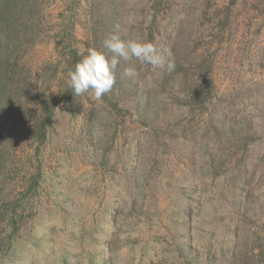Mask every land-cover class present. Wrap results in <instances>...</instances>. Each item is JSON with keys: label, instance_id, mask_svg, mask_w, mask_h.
Instances as JSON below:
<instances>
[{"label": "rangeland", "instance_id": "obj_1", "mask_svg": "<svg viewBox=\"0 0 264 264\" xmlns=\"http://www.w3.org/2000/svg\"><path fill=\"white\" fill-rule=\"evenodd\" d=\"M158 3L43 0L41 28L20 60L34 84L25 99L29 112L57 95L54 76L62 75L63 65L56 66V41L84 56L89 48L106 51L104 39L117 30L121 39L149 42L151 28L155 35L161 31L154 45L165 62L164 49L178 45L182 70H194V86L211 84L214 109L181 108L179 101L171 113L167 88L157 90L151 118L140 120L132 106L136 92L157 67L133 58L128 64L139 75L132 80L123 76L122 61L108 100L85 93L78 99L80 114L57 111L36 158L38 196L24 212L12 249L0 253V264H226L234 239L237 255L255 246H246L249 237L264 239V0ZM11 147V181L0 187V205L11 191L18 198L32 154L27 142ZM240 180L251 181L247 201L235 193ZM117 210L122 226L109 254ZM189 244L198 250L194 257Z\"/></svg>", "mask_w": 264, "mask_h": 264}, {"label": "trees", "instance_id": "obj_2", "mask_svg": "<svg viewBox=\"0 0 264 264\" xmlns=\"http://www.w3.org/2000/svg\"><path fill=\"white\" fill-rule=\"evenodd\" d=\"M154 1L155 5L160 4L158 0ZM41 2L43 0H0V187L6 186L11 181L8 178L9 182H6L7 173L11 169L6 158L9 157L7 155L13 150L11 147L12 143L15 141L18 142L19 140L27 142L29 148L32 150V154L27 157L29 165H27V169L24 168V184L23 189L17 193L18 198L10 197L13 194V191H11L7 194L9 198L7 199L6 197V200L2 201L0 205V218L3 223V227L0 229V253L4 250L12 249L13 238L16 237L19 231V224L25 218L24 212L27 211V206L31 205L35 197L38 196V190L42 180V171L40 162L36 158L48 141L49 131L52 128L53 119L56 117L57 111L62 109L69 113L75 112L76 114H80L82 110L81 102L78 100L80 96H74L72 89L68 86L67 74L74 68L75 64L79 62L83 55H80L76 49L61 40L55 43V49L59 53V61L56 66L63 65L62 75L60 77L54 76L57 95L51 99L47 98V96L44 97L38 105L36 113L29 112L27 103H25V99L33 93L34 84H32L31 74L26 72L20 65V60L25 51L26 44L34 39L36 31H39L41 28ZM153 8H155V15H157L156 6ZM156 23L157 17L152 21L153 26H158ZM160 32L158 31L155 35L151 28L148 41L156 45V42L162 38ZM171 52L173 54L172 60L175 63L174 70L168 72L166 67L164 70L163 68L157 67L155 70L150 71L143 78V83H140L141 87L136 92L137 99L132 106L136 115L144 122L148 121L152 116L157 90H165L167 88L172 90V94L168 97L170 99V106L173 109L171 113L177 109L179 101H181V108L182 106H196L207 112L210 106L213 109L215 107L210 91L211 84L204 83L201 87H195L194 83H192L194 70H182L183 67L178 61V58L182 54L181 49L178 45L172 46ZM102 98L108 100L105 94ZM107 102L112 108L114 107L115 109L116 107L123 114L129 112L127 109H119L117 103L111 104L109 101ZM117 109L115 110L117 111ZM210 125H212V121H210ZM207 127H209V121L207 122ZM204 134L207 136L208 130H205ZM182 136L186 137L187 131H184ZM141 146L142 143L138 144V148ZM212 149L216 151L221 148L217 144ZM11 163L13 167L14 163ZM250 186L251 181L245 182L243 180H240L238 185L235 186V193L237 191L240 192L242 201H247L251 195ZM136 203L137 201L135 200L133 204ZM188 208L185 226L188 236L191 239L193 231L192 206L190 208L188 205ZM120 216V210H117L113 215V222L116 229L108 242L109 254H112L114 251L113 244L122 226L119 223ZM8 228L11 229V233H8L5 239H3V233ZM258 235L259 237H255ZM249 242L255 243V246L250 249L247 248L245 252L237 255L239 244L238 240L236 241L234 239L226 264H239V261H237L238 256L242 258V264H264L263 235L256 233L254 236L249 237L246 243L247 247L249 246ZM188 246L191 252V254H188L194 257L198 253L197 248L193 249L194 246L191 244ZM108 258V260H111L110 256ZM188 264L193 263L188 261Z\"/></svg>", "mask_w": 264, "mask_h": 264}, {"label": "clouds", "instance_id": "obj_3", "mask_svg": "<svg viewBox=\"0 0 264 264\" xmlns=\"http://www.w3.org/2000/svg\"><path fill=\"white\" fill-rule=\"evenodd\" d=\"M101 51L96 48H89L87 54L77 62L73 69L68 72V86L72 89L74 96H81L90 93L95 99L110 92L115 83L116 70L124 62L123 76L135 80L139 75L134 66L128 64L133 58L142 64L153 67H166L172 72L175 63L172 60V52L165 48L167 62L157 53L152 42H142L135 39H121L119 31L110 33L103 41Z\"/></svg>", "mask_w": 264, "mask_h": 264}]
</instances>
